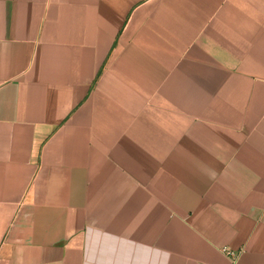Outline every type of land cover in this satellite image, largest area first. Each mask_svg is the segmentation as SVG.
<instances>
[{
  "label": "crops",
  "instance_id": "1",
  "mask_svg": "<svg viewBox=\"0 0 264 264\" xmlns=\"http://www.w3.org/2000/svg\"><path fill=\"white\" fill-rule=\"evenodd\" d=\"M0 264H264V0H0Z\"/></svg>",
  "mask_w": 264,
  "mask_h": 264
}]
</instances>
